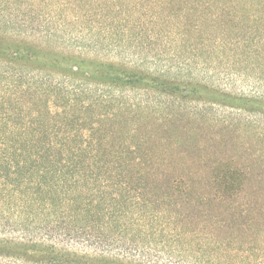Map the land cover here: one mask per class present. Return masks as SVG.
<instances>
[{
  "label": "trees",
  "instance_id": "trees-1",
  "mask_svg": "<svg viewBox=\"0 0 264 264\" xmlns=\"http://www.w3.org/2000/svg\"><path fill=\"white\" fill-rule=\"evenodd\" d=\"M0 264H264V0H0Z\"/></svg>",
  "mask_w": 264,
  "mask_h": 264
},
{
  "label": "rangeland",
  "instance_id": "rangeland-1",
  "mask_svg": "<svg viewBox=\"0 0 264 264\" xmlns=\"http://www.w3.org/2000/svg\"><path fill=\"white\" fill-rule=\"evenodd\" d=\"M56 50H60V48L58 46H55L54 47ZM67 53H71L70 50H67L65 49ZM86 55L90 58H94V56L96 55L95 52L93 51H89L88 53H86ZM151 53L148 55V57L145 59V63L143 64L145 67H150V68H158L157 65H161L159 63H154V62H164L163 60H157L154 61L151 59ZM98 57H101V58H106L107 60H111L113 62H130V65H134V64H140L141 62L138 60L139 58H137V55L136 54H132L128 51L124 52V53H115V52H107V53H104L102 55H97ZM220 58V56L218 57ZM215 60H218L217 58ZM214 60V62H215ZM216 65L219 70L220 69H223L226 66V60H218L216 61ZM166 64H170V62H165ZM240 66V67H239ZM243 66L245 65H232V66H229L230 69H225V72L228 76V78H230L232 84H233V88H235L236 92H240V90H243L245 92V70L244 72L242 71L243 69ZM224 70V69H223ZM242 72V73H241ZM220 78V77H219ZM234 90V91H235ZM218 113H224L226 114V112H232L230 111V109L228 108H224V107H221V109L219 108L218 110H216ZM230 116V114H229ZM241 118V116H240ZM241 121H244L242 118H241ZM231 154L232 156H236V155H240L239 152L233 150V152L231 151ZM241 155H243L244 157L242 158L240 156V161L245 160V151L244 152H241ZM237 157V156H236Z\"/></svg>",
  "mask_w": 264,
  "mask_h": 264
}]
</instances>
